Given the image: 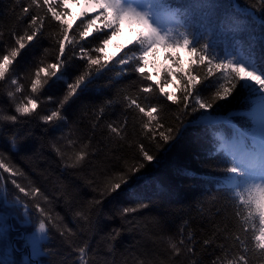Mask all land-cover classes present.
Listing matches in <instances>:
<instances>
[{
    "label": "snow or ice",
    "instance_id": "1",
    "mask_svg": "<svg viewBox=\"0 0 264 264\" xmlns=\"http://www.w3.org/2000/svg\"><path fill=\"white\" fill-rule=\"evenodd\" d=\"M63 4L64 0H30L29 6L24 7L17 18L22 22L31 12L32 6L37 9L22 34L15 31L11 33L14 44L6 47L4 54L0 55V81H7L15 88V91H7L14 114H7L0 109V135L6 134L5 125L14 127L24 123L21 117L38 116L45 125L59 126V122H67V117L63 115L64 106L106 71H114L116 78L135 74L136 79L118 91L124 93L125 113L132 111L135 114L140 122L141 135L155 144L157 152L178 141L189 126L203 125L206 130L214 129L221 120L231 126L232 131L228 136L219 131L211 132L210 143L213 148L210 151L214 152L217 164L224 165L219 168L225 174L224 179L216 182V190L228 194L234 207L239 232L229 234L227 225L224 228L217 227L213 238L204 240L203 244L211 245L217 233H223L225 241L231 239L240 245L238 253L231 258H228V246L224 243L217 245L222 250V256H217L212 264H248L249 246L252 251L264 257V0H253L252 3L243 0V5L239 0H198L196 4L187 5H173L169 0H85L87 10L80 13L77 18L79 23L75 28L65 21L67 12L63 10ZM221 9H224L223 15ZM228 10H231V16L228 15ZM92 13L94 15H90ZM49 14V24L52 21L57 22L51 25L57 31L49 34L58 49L55 62L45 63L43 59L40 61L31 79V95L24 96L17 102L16 94L22 92L23 86L13 73L14 63L22 50L43 37L44 23ZM121 24L136 25L139 28L136 38L116 58H105L104 46L120 31ZM220 31L230 38L227 44L217 42V32ZM156 48L185 49L192 58L188 68L179 69V58L166 55V59L173 61L178 70L164 69L161 79L153 81L151 75L144 71L145 57ZM69 51L72 57L84 62L83 70L71 83L68 82L66 72V65L71 59L68 57ZM44 52L47 54L49 49ZM172 76L179 81V95L165 92L162 86L170 82L169 78ZM60 82L67 86L65 95L55 108L40 115L38 109L43 103L39 95L41 90ZM116 83L117 79H110L105 87H112ZM130 89L135 91L130 92ZM157 94L177 106L179 111L172 124L166 125L162 121L159 115L162 109L158 104L152 103V98ZM237 96L248 105V111L240 115L251 122V127L241 128L232 124V113H229V117L216 114L225 107L219 102L230 103V98L235 99ZM47 102H53L52 97H48ZM112 103V100H105L98 112L93 110L97 120ZM188 117L194 119L188 120ZM114 124L115 122L107 124L109 132L115 134L118 140H124L126 116L119 126ZM95 127L94 123L93 128ZM66 135L58 139H65ZM17 136L18 130L8 137L13 150L17 149ZM75 143L74 140H68L69 146ZM89 147L90 144L86 142L79 151L73 149L68 154L62 152L56 143L52 144V150L60 158L62 166L71 169L80 168L84 164L90 155L87 151ZM136 147L139 155L132 163L124 161L120 169L110 174L106 169L102 170V180L94 173L96 178L86 181L98 198L92 197L85 202L86 206L82 210L74 211L76 231L64 223L62 216L56 214L53 218L51 208L42 206L41 201L43 204H51V201L38 186L31 181L24 185L14 178L27 179L22 170L10 162L6 163L8 158L0 153V169L9 174L6 180L0 173V182L4 183V187L0 188V245L5 237L10 236L13 221L33 225L34 231L26 240L31 249V257L24 259L22 264H43V259L36 258L47 256L52 251L46 247L51 242V226L58 230L64 243L76 253L71 264H90L89 240H85L83 246L78 245L76 240L80 234L88 233L90 237L92 233L99 231L104 201L110 197L116 199L124 195H135L132 182L147 180L144 169L150 165L159 167L161 164L158 156L146 149L142 142L138 141ZM184 174L193 175L188 171ZM8 181L17 190L11 199L6 187ZM29 201L32 203L29 204ZM65 203L71 212L72 204L67 197ZM146 207L148 204L137 197L135 206L121 207L117 215L122 222H127V215ZM186 226L187 221L180 226L179 240L172 236L161 237L166 240L167 248L171 250L169 260L179 256L182 251L196 255L194 242H186L184 238ZM120 232V229L114 228L102 237L108 241L107 252H113V242ZM240 233H243V238ZM187 241H193L191 230L187 234ZM14 251L15 249L9 248L5 253L8 258L0 259V264H17L16 260L11 259ZM104 264L112 262L104 261ZM140 264L166 262L157 257L142 260ZM190 264H199V261L192 260Z\"/></svg>",
    "mask_w": 264,
    "mask_h": 264
},
{
    "label": "trees",
    "instance_id": "2",
    "mask_svg": "<svg viewBox=\"0 0 264 264\" xmlns=\"http://www.w3.org/2000/svg\"><path fill=\"white\" fill-rule=\"evenodd\" d=\"M66 1L64 0L63 4V10L67 12L64 19L75 28L79 20L76 18L69 22L70 14ZM169 2L173 5H187L196 4L198 0H169ZM239 2L243 5V0H239ZM252 2L253 0H249V3ZM29 4L30 0H0V34H2L0 35V55L4 54L6 47H11L14 44L11 33L15 31L17 34H22L31 15L36 13L37 9L32 6L31 12L23 18L22 22L17 19L22 13V9L28 7ZM220 12L223 15L224 9H221ZM90 15H94V13ZM228 15H232L231 10H228ZM50 19L49 14L44 23L43 37L31 42L22 50L14 63L13 73L18 78L19 84L23 86L22 92L16 94L17 102L24 96L31 95V79L34 77L35 69L39 66L40 61L43 59L45 63L55 62L58 49L54 46V41L49 38V34L57 31L55 27L51 26L57 22L52 21L50 25ZM89 39L91 40V38ZM229 39L223 31L217 32L218 43L227 44ZM127 45L130 46V43ZM45 49H49L47 54L44 52ZM121 50L114 56H107L104 46L103 56L116 58L120 55ZM156 52L157 48L152 53ZM171 52L172 50L166 55L179 58L176 53L172 54ZM68 57L71 59L66 65V72L68 82L71 83L83 70L84 62L72 57L71 51H69ZM148 57L147 54L145 61ZM191 59L189 57L185 66L179 61L178 68L186 70ZM164 60L168 63L163 65L156 77L145 66L144 71L151 75L153 81L161 79L164 69L178 70L173 65V61L166 57ZM110 79H117L118 83L112 87H105ZM134 79H136L135 74L116 78L114 71H106L84 92L73 97L64 106L63 115L67 117V122L61 121L59 126L45 125L38 116L21 117L20 119L24 123L14 127L5 125L6 134L0 135V153L8 158L6 163L10 162L22 170L27 177V179L24 177L14 178L24 185L31 181L35 186H38L51 201V204H43L41 201L42 206L46 209L51 208L53 218L56 214L62 216L64 223L76 231L77 225L73 221L74 211L82 210L86 206L85 202L92 197L97 196L98 198L97 193L92 192L86 181L95 179L94 173L99 175L102 180L104 178L102 170L106 169L110 174L120 169L124 161L132 163L134 158H138L139 155L136 144L138 141L142 142L146 149L158 156L161 164L159 167L150 165L144 169L148 177L147 180L132 182L135 195H124L116 199L110 197L104 201L99 231L92 233L90 237L88 233L80 234L76 243L83 246L84 241L89 240L88 259L90 264H104V261H110L112 264H140L142 260L146 261L157 257L159 260L165 261L166 264H190L192 260H198L199 264H212L217 256H222V250L217 246L221 243L229 247L228 258H231L238 253L240 245L231 239L225 241L223 233H217L214 243L211 245L204 246L203 244L204 240L213 238V232L217 227L224 228L227 225L229 234L239 232L234 207L229 201L228 194L216 190V182L224 179L225 174L219 171V168L224 165H218L214 158V152L210 151L213 148L210 143L211 132L219 131L228 136L232 131L231 126L223 120L214 129L206 130L203 125L189 126L178 141L166 145L164 149L157 152L155 144L141 135L140 122L135 114L132 111L125 113L124 93L118 91ZM169 80L170 82L162 85L164 91L170 93L167 88L171 87L172 94L179 95L177 91L179 81L175 76L170 77ZM9 90L15 91L14 86H11L7 81H0V109H3L7 114H14L13 105L7 97ZM66 90L67 86L63 82L42 89L39 95L43 103L38 109L39 114L43 115L48 109L55 108L65 95ZM133 91L135 89H130V92ZM48 97H52L53 102H47ZM105 100H112L113 103L105 108L103 115L97 120L93 110L98 112ZM230 101V103L219 102L225 107L216 114L220 117H229V113H232L234 114L231 117L232 124L241 128L251 127V122L240 115L248 111V105L242 102L238 96L235 99L230 98ZM152 103L158 104L162 109L159 113L162 121L166 125L172 124L179 111L177 106L158 94L152 98ZM125 116L127 118V126L124 129L125 139L118 140L115 134L109 132L107 124L115 122L114 126H119L125 120ZM187 119L193 120L194 117ZM94 123L95 128H93ZM17 130V149L13 150L10 148L8 137ZM65 134H67L65 139H58ZM68 140H74L76 143L69 146ZM86 142L90 144L87 149L90 155L84 164L76 169L63 167L60 158L52 150V144L56 143L62 152L71 154L73 149L79 151ZM130 144L131 146H129ZM185 171L191 172L193 175H185ZM0 173L7 180L9 174L4 173L2 169H0ZM3 187L4 183L0 182V188ZM6 187L9 199H11L17 190L10 181L7 182ZM66 197L72 204L71 212L65 203ZM137 197L147 203L148 207L127 215V222H122L117 211L121 207L135 206ZM31 203L29 201V204ZM22 211L21 209V213ZM108 217H112V219ZM185 221H187V226L184 228V238L186 242H194L196 255L193 256L182 251L179 256L169 260L171 250L167 248L166 240L161 237L172 236L179 240L180 226ZM114 228L120 229L121 232L113 242V252L109 253L106 250L108 241L102 237H105ZM33 229V225H23L18 220L13 221L10 236L5 237L3 244L0 245V259L8 258L5 253L9 248L15 249L11 259L16 260L17 264H22L24 259L30 258L26 252L23 254L17 252V250L25 248L24 239L14 241V238H22L23 233H17L16 230L30 234ZM49 230L51 242L46 247L51 248L52 251L47 256L37 257V260L43 259V264H61L62 261L64 264H71L76 253H73L64 243L56 228L49 226ZM189 230L193 233V241H187ZM240 234L243 238V233ZM247 256L248 264H264V257L252 251L251 246H249Z\"/></svg>",
    "mask_w": 264,
    "mask_h": 264
},
{
    "label": "rangeland",
    "instance_id": "3",
    "mask_svg": "<svg viewBox=\"0 0 264 264\" xmlns=\"http://www.w3.org/2000/svg\"><path fill=\"white\" fill-rule=\"evenodd\" d=\"M65 3L69 7V14H70L69 22L78 18L82 11L87 10V5L85 4V0H67ZM138 31L139 28L136 25L121 24L120 31L116 34V36H114L109 40L107 45H105V54L107 56H114L118 51H120L128 43H130V41L136 38ZM170 50H172L171 52L172 54L176 53L179 56V61L184 66L190 57L187 51L183 48H175V49L157 48V52L155 54L149 52L148 53L149 57L145 61V66L146 68H148L150 73H152V75H154L155 77L158 75L159 70L163 68V65L168 63L164 59L166 57L165 55L168 54ZM170 88L167 89L172 94L173 91ZM19 233H23L22 239H24V244L27 245L26 240L32 233L30 234H27L25 232H19ZM28 250L31 255V249L29 246H28Z\"/></svg>",
    "mask_w": 264,
    "mask_h": 264
},
{
    "label": "flooded vegetation",
    "instance_id": "4",
    "mask_svg": "<svg viewBox=\"0 0 264 264\" xmlns=\"http://www.w3.org/2000/svg\"><path fill=\"white\" fill-rule=\"evenodd\" d=\"M17 233H19L18 230H17ZM22 238H23V236H22ZM22 238H19V237H18V238H14V241H17V240H20V239L22 240ZM25 246H26V245H25ZM17 252H18V253H21V254H23V252H26V255H28V254H27V249L17 250ZM28 256L30 257V255H28Z\"/></svg>",
    "mask_w": 264,
    "mask_h": 264
},
{
    "label": "water",
    "instance_id": "5",
    "mask_svg": "<svg viewBox=\"0 0 264 264\" xmlns=\"http://www.w3.org/2000/svg\"><path fill=\"white\" fill-rule=\"evenodd\" d=\"M24 249H27V254L29 255L30 254V252H29V250H28V246L26 245L25 246V248Z\"/></svg>",
    "mask_w": 264,
    "mask_h": 264
}]
</instances>
